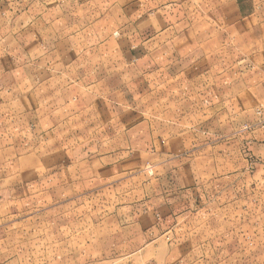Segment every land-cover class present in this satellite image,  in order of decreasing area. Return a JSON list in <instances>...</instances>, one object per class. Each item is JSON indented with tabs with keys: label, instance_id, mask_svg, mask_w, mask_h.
<instances>
[{
	"label": "crops",
	"instance_id": "obj_1",
	"mask_svg": "<svg viewBox=\"0 0 264 264\" xmlns=\"http://www.w3.org/2000/svg\"><path fill=\"white\" fill-rule=\"evenodd\" d=\"M244 2L11 0L15 6L13 19L23 24L16 23L12 34L0 33V85L11 86L14 96L27 87L31 100H44L50 107L56 102L57 107L51 112L61 111V116H85V102L105 98L103 111L115 118L113 124L109 120L106 128L109 148L155 147L164 152L188 149L187 157L180 162L175 159L179 163H175L168 188L158 186L155 240H165L174 233L184 214L195 217L188 227H199L205 240L212 235L208 229L229 228L233 224L236 228H251L250 224L245 225L246 204L253 211V225L264 228V133L258 131L253 136L255 141L250 142L240 136L238 140L227 139V132L239 131L246 110H252L251 102L260 100V77L251 82L245 78L242 56L231 61L230 75L224 32H212L211 25L219 21L227 29L230 22L245 26ZM231 13L235 16L230 17ZM262 14L250 15L248 19L255 24ZM5 19L0 15V23ZM139 32L145 36L134 44L133 36H139ZM214 34L222 38L216 45L210 43ZM8 42L14 47V55L4 60ZM235 51H239L238 47ZM146 57L153 58L150 66L144 64ZM139 76L148 81L146 92L131 90ZM131 91L137 101L153 97L158 104L172 101V110H168V105L158 110L163 117L169 116L158 137H150L148 130L136 129L135 124L119 125L118 131V99L128 104L122 114L125 123L136 117L130 109L131 98H127ZM2 95L4 91L0 90ZM97 102L96 110L101 101ZM214 120L219 125L214 132L225 134L226 139L213 136ZM137 131L140 135L133 137ZM121 132L125 136L118 142L117 134ZM96 142L100 143V139ZM247 149L251 154L246 153ZM249 155L256 162L252 172L246 171ZM246 188L254 194L246 193ZM140 231L135 248L133 240L117 242V246L123 245L121 251L116 249L118 257L142 253L148 247L149 236Z\"/></svg>",
	"mask_w": 264,
	"mask_h": 264
},
{
	"label": "rangeland",
	"instance_id": "obj_2",
	"mask_svg": "<svg viewBox=\"0 0 264 264\" xmlns=\"http://www.w3.org/2000/svg\"><path fill=\"white\" fill-rule=\"evenodd\" d=\"M10 2L0 0V15L6 17L0 23V33L12 34L16 23V26L23 24L15 23L12 15L15 6ZM244 3L245 26L230 22L227 29L226 25L221 27L219 21H213L212 32H224L230 75L231 61L242 56L246 67L241 71L246 73L245 78L251 82L260 77V100L251 102L252 110H246L239 131L227 132L228 138L214 132L216 127L219 129L220 119L214 118L218 121L214 120L212 134L217 140H238L240 136L250 142L255 141L253 136L258 131L264 133L257 125L258 110H264V16L255 24L248 19L264 12V0ZM234 16L231 13L230 17ZM140 32L139 36H133L134 44L145 36ZM27 39L26 36V42ZM210 39L212 45L222 40L215 34ZM8 44L4 60L14 55L12 43ZM152 59L146 57L145 66H150ZM133 84L134 92L148 90L144 76L134 79ZM24 89L14 96L11 86L0 85L5 94L0 97V264H264V228L253 225V211L247 204L245 225L250 224L251 228H236L233 224L229 228L208 229L212 235L205 240L199 227H188L195 217L184 214L178 219L174 233L165 240H155L157 189L168 188L177 167L175 163L188 156V149L164 152L155 147L109 148L106 128L109 120L113 124L115 118L103 111L105 98L98 99L101 101L98 110L95 109L98 100L85 102V116L83 113L61 116V111L51 112L57 107L56 102L50 107L44 100H31L29 89ZM135 96L133 92L127 95L131 98L130 109L136 114L128 123L122 118L128 104L126 100H117L118 131L119 125L135 124L136 129L148 130L150 137H158L163 123L169 120L158 110L165 105L172 110V101L158 104L154 97L137 101ZM44 97L45 92L41 99ZM137 132L132 133L133 137L140 135ZM117 136L118 142H122L125 134ZM99 139L100 143L96 142ZM246 153L250 151L247 149ZM179 154L181 158L177 157ZM247 158L246 171L252 172L255 159L251 155ZM247 192L254 194L248 188ZM140 230L149 236L148 247L142 253L118 257L116 249L121 251L123 245L117 246V242L133 240L135 248Z\"/></svg>",
	"mask_w": 264,
	"mask_h": 264
},
{
	"label": "built area",
	"instance_id": "obj_3",
	"mask_svg": "<svg viewBox=\"0 0 264 264\" xmlns=\"http://www.w3.org/2000/svg\"><path fill=\"white\" fill-rule=\"evenodd\" d=\"M258 117L259 118L257 121V125L264 129V110L263 109L258 110Z\"/></svg>",
	"mask_w": 264,
	"mask_h": 264
}]
</instances>
